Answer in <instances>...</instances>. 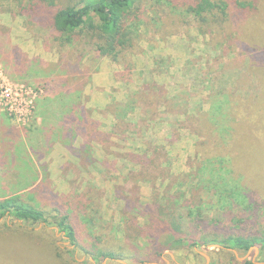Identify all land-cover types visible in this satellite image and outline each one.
I'll list each match as a JSON object with an SVG mask.
<instances>
[{
    "label": "rangeland",
    "instance_id": "374dc122",
    "mask_svg": "<svg viewBox=\"0 0 264 264\" xmlns=\"http://www.w3.org/2000/svg\"><path fill=\"white\" fill-rule=\"evenodd\" d=\"M228 1L226 23L205 31L186 12L192 0H142L139 18L129 21L132 45L118 62L81 37L64 42L0 7V199L29 196L47 210L67 209L92 250L81 218L88 197L101 230L93 236L135 250L124 260L86 255L57 227L6 215L0 264H142L133 256L149 257L156 246L158 205L205 216L226 210L221 190L237 176L198 124L206 117L219 148L227 146L230 100L259 91L242 39L264 18V0ZM250 1L257 10L237 6ZM4 3L15 11L11 0ZM165 236L158 244L171 248L149 264H264L257 246L244 253L218 244L189 249Z\"/></svg>",
    "mask_w": 264,
    "mask_h": 264
},
{
    "label": "trees",
    "instance_id": "16d2710c",
    "mask_svg": "<svg viewBox=\"0 0 264 264\" xmlns=\"http://www.w3.org/2000/svg\"><path fill=\"white\" fill-rule=\"evenodd\" d=\"M7 1L0 0V7L21 16L24 21L26 20L25 23L29 22L57 33V38L64 42L81 37L88 45L94 47L99 56L111 62H118L122 56L121 52L131 47L133 38L128 29L129 21L139 18V9L142 4V0H11L15 12L10 6H5L4 2ZM229 5L228 0H192L186 7V12L204 27L201 30H211L216 27L221 28L226 23ZM237 6L243 10L254 11L260 4L257 1L254 3L250 1L245 4L237 3ZM262 19L260 23L250 26L252 36L248 34L245 39H242L243 49L250 55L248 72L257 78L259 91L254 98L234 97L230 100L229 109L232 110L234 120L229 126L230 136L227 146L223 149L219 148L217 141L214 140V133L209 130L210 126L206 117H202L198 124L201 135L207 141L210 139L214 145L211 148L212 151L220 154L221 159L229 163L231 174L237 176L236 185L230 187L226 185L227 187L221 190L224 196L219 197L218 201L220 206L227 205L226 210L216 215L205 216L201 211L191 209L183 214V212L162 209L163 206L158 205L160 213L157 219L161 223L159 228L162 230L155 240L156 246L149 257L140 259L133 256L135 257L133 259H137L139 263L149 264L158 259L166 249L171 248L169 244H158L164 240L160 238L163 233L167 236L170 234L168 241L171 240L172 244L186 243L189 249L205 244H218L223 248L243 253L254 246L264 250V227L258 229L250 224L255 219L261 225L264 223V97L262 96L264 93V18ZM207 115L204 114V116ZM256 195L259 197L254 198L253 196ZM87 201L88 197L86 203L82 205L84 211L81 213V218L90 226L92 250L82 245L78 229L72 223L73 219L67 209L62 207L53 206L47 210V207L39 206L29 196L28 199L13 196L0 199V218L8 215L27 224L53 225L59 232H63L70 244L83 254L101 259H126L124 254L127 250L135 251L133 248L127 245H114L110 236H101L102 234L93 236L96 231L101 230H98L99 225L95 224L90 214L92 205L90 198L89 204ZM149 218L150 221L153 220L151 216ZM200 225L203 227L202 230L198 228ZM210 225L213 226L211 227L213 233L206 231L208 228L205 226ZM197 231L199 233L203 231L200 238L196 236ZM242 264L255 263L244 261Z\"/></svg>",
    "mask_w": 264,
    "mask_h": 264
},
{
    "label": "built area",
    "instance_id": "2783aa9c",
    "mask_svg": "<svg viewBox=\"0 0 264 264\" xmlns=\"http://www.w3.org/2000/svg\"><path fill=\"white\" fill-rule=\"evenodd\" d=\"M6 97H9V95L11 94V92H10V89L9 88H6ZM9 92H10V94H9Z\"/></svg>",
    "mask_w": 264,
    "mask_h": 264
},
{
    "label": "water",
    "instance_id": "95a60500",
    "mask_svg": "<svg viewBox=\"0 0 264 264\" xmlns=\"http://www.w3.org/2000/svg\"><path fill=\"white\" fill-rule=\"evenodd\" d=\"M251 248H249V250H250ZM256 249V248H255Z\"/></svg>",
    "mask_w": 264,
    "mask_h": 264
}]
</instances>
